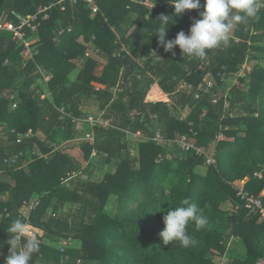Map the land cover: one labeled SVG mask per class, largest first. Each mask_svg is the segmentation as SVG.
Segmentation results:
<instances>
[{"label": "trees", "instance_id": "obj_1", "mask_svg": "<svg viewBox=\"0 0 264 264\" xmlns=\"http://www.w3.org/2000/svg\"><path fill=\"white\" fill-rule=\"evenodd\" d=\"M151 1L0 0L2 23L48 9L36 31L23 29L30 58L24 42L0 29V264L18 218L41 242L30 264H218L232 237L245 253L229 254V264H264V211L245 208L236 187L245 181L264 202V0L255 18L234 24L229 41L204 59L183 56L178 45L175 56L164 50L155 30L174 5ZM204 3L169 22L167 39L189 34ZM246 63L252 67L241 72ZM43 71L49 94L33 87ZM90 104L111 126L86 122L79 136ZM157 131L172 144L154 141ZM183 135L208 150L216 142L217 163L181 150ZM72 140L81 141L86 165L62 145ZM103 165L115 170L98 181ZM183 200L203 209L207 224L188 225L195 246L165 245L164 215ZM229 201L232 208L224 207ZM65 240L74 246L62 250Z\"/></svg>", "mask_w": 264, "mask_h": 264}, {"label": "clouds", "instance_id": "obj_2", "mask_svg": "<svg viewBox=\"0 0 264 264\" xmlns=\"http://www.w3.org/2000/svg\"><path fill=\"white\" fill-rule=\"evenodd\" d=\"M168 2L174 5V14L159 16V26L155 30L159 43L173 56L176 55L174 48L178 45L183 56L199 59L206 58L207 50L228 42L234 24L255 18L259 11L257 0H205L204 11L200 12L202 18L194 19L190 33L186 34L181 30L174 39H167L169 22L174 23L175 17L181 16L185 10L201 8V0H168ZM181 205L166 211L163 218L165 228L160 236L165 245L176 243L188 248L197 243L189 235L188 225L194 223L199 230L207 224V217L203 209L195 203L190 204L188 200H183ZM7 233L10 254L5 257L4 264H30L33 254L40 251L41 242L37 235L33 234L26 220L18 218L12 221Z\"/></svg>", "mask_w": 264, "mask_h": 264}, {"label": "built area", "instance_id": "obj_3", "mask_svg": "<svg viewBox=\"0 0 264 264\" xmlns=\"http://www.w3.org/2000/svg\"><path fill=\"white\" fill-rule=\"evenodd\" d=\"M90 2H92V0H90ZM144 3H146V4L150 5V6H154V4H153V2L151 0H144ZM46 10H48V9L45 8V9L37 12L36 14H33V15H31L29 17H26V18L20 17L19 24H16V23L11 22V21H5L3 23L0 21V29H6L8 31L13 32L14 39H16L17 41H21V42L25 43L26 49H25L24 54H25L26 57H32L33 53L31 51V48L28 45V40L24 39L23 29L28 27V28H31L33 31H36L38 29V27L40 26V21H39L40 13L41 12H46ZM94 10H96V8H94ZM44 18H48V15L46 14L44 16ZM87 55H89V53H87ZM211 85H212V83L210 82L208 84V86H211ZM196 96L198 97V95H196ZM15 106H16V104H14V107ZM229 107H230V103L227 101L226 109H228ZM61 112L63 113V116H65L66 113H65V110L63 108L61 109ZM91 115H94V114H91ZM91 115H89V117H87V119H84V121L90 123L91 126H95V125H98V124H101V125H104V126H111L110 120L103 119L101 116L96 117L95 115L94 116H91ZM90 116L92 118H90ZM222 128H221V130H222ZM225 129H227V127H225ZM29 132H32V130L29 131ZM193 133L195 135H197L198 132L194 131ZM86 138L87 139H91L92 138L91 134H87ZM130 138L131 139L134 138V139L137 140V138H141V134L140 133H131L130 134ZM224 138H225V134H224L223 131H221L217 135V139L218 140H223ZM152 139L154 141H156L158 144H172V142H173L171 140L165 139L163 134L160 131H157L155 133L154 137H152ZM176 143H178L180 148H181V150H183L185 152H189L191 150H194V151H196L197 154L204 155L207 165H215L217 163L216 158H214L212 156V153L209 154L207 152L206 148H204L203 146H198L195 143L194 139H193V141H191L189 139L188 135H183L178 140H176ZM11 161L14 162V163L16 162L15 159H11ZM5 162H8V159H5ZM255 174L256 175H260V172H256ZM236 187L238 189L237 196H239V198L242 200V202L244 203L245 208H247V209H249L251 211H254V210H263L264 211V202H263L261 197L255 195L254 193H250L248 190L245 189L244 185L238 184ZM25 207H27L28 210H30V209H32L33 204L32 203H26ZM24 210L22 212L23 213L22 215L23 216H27L28 215L27 209L25 208ZM1 216H2V214L0 212V220H1ZM73 244H74L73 241L65 240L63 242L64 247H63L62 250H65V249H67L69 247H72ZM218 264H222V263H218ZM257 264H263V262L262 261H258Z\"/></svg>", "mask_w": 264, "mask_h": 264}, {"label": "rangeland", "instance_id": "obj_4", "mask_svg": "<svg viewBox=\"0 0 264 264\" xmlns=\"http://www.w3.org/2000/svg\"><path fill=\"white\" fill-rule=\"evenodd\" d=\"M264 2V1H263ZM127 25V24H126ZM81 40H82V38H81ZM227 43V42H226ZM226 43H224V44H226ZM261 44H264V40L263 41H261ZM30 58V57H29ZM252 67V65L249 63H246V65H244L243 67H242V70H241V72H243L244 70H246V69H250ZM44 73H43V75H44V77L43 78H40L38 81H37V83L36 84H34V86L33 87H36V86H38V89H40V91L42 90V91H44V92H47V94H49L48 92H49V90H48V86H47V81L49 80V78H50V74H48V73H46L45 71H43ZM234 81V79L233 78H229V82H233ZM38 92H39V90H38ZM84 112L85 113H89V114H92V112H93V114L95 115L96 114V107L94 108L93 107V105H88V106H86V107H84ZM94 115H91V116H94ZM90 116V118H92ZM79 125H78V130L80 131V134H79V136H82V133H84V132H86V131H88V125L86 124V122L84 121V120H80L79 122ZM86 129V130H85ZM133 141H135L136 139H132ZM80 142L81 141H78V140H72V141H68V142H64L62 145H64V146H72L73 147V149H74V151H73V154L83 163V165H86V161H84V157H83V152H82V150H81V148H80V146H79V144H80ZM215 143L216 142H213L212 143V146H211V149H207V152L209 153V154H211V153H214V146H215ZM132 153H133V155H134V153H135V151L134 150H132ZM101 162V161H100ZM115 170V168L114 167H112V166H109V165H103V166H101V167H99L98 168V170H96V172L94 173V177L96 178V180H98V181H100L104 176H105V173L107 172V171H114ZM199 172H201L202 174L204 173L205 174V172H206V170H204V169H202V168H199ZM7 179H10L9 177H7ZM115 206H116V197H113L112 199H111V201L109 202V204H108V206H107V208H108V210H110V211H114V209H115ZM224 206V205H223ZM230 208H232V207H230ZM76 243V246H78L79 244L77 243V242H75ZM73 246H74V244H73ZM72 246V247H73ZM232 248V245L231 244H229V248H228V252H230L229 250ZM238 250V249H237ZM230 254V253H229ZM221 259V257H217L216 259L218 260V259ZM223 258V261H222V264H228V263H230V258L229 257H227V260H226V257L225 256H223L222 257Z\"/></svg>", "mask_w": 264, "mask_h": 264}, {"label": "crops", "instance_id": "obj_5", "mask_svg": "<svg viewBox=\"0 0 264 264\" xmlns=\"http://www.w3.org/2000/svg\"><path fill=\"white\" fill-rule=\"evenodd\" d=\"M204 169V168H202ZM205 170V169H204ZM248 178V177H247ZM245 181H238V184H241V185H244ZM224 207H228L230 208L231 207V203L230 201L229 202H226L223 204ZM232 245V248L229 250L230 252H227V254L225 255L226 257V260H227V257H229V253L230 254H233V255H236L238 256L239 258L243 257L244 255V243L241 241L240 238L238 237H232V239L230 240V243ZM238 249V250H237ZM220 257V256H219ZM223 257V256H222ZM221 257V259L219 258L218 260L215 259L217 262H220L222 263L223 261V258ZM230 258V257H229ZM229 264V263H228Z\"/></svg>", "mask_w": 264, "mask_h": 264}, {"label": "water", "instance_id": "obj_6", "mask_svg": "<svg viewBox=\"0 0 264 264\" xmlns=\"http://www.w3.org/2000/svg\"><path fill=\"white\" fill-rule=\"evenodd\" d=\"M122 63H123V65L126 66L127 63H128V58H124V59L122 60ZM123 73H124V72H122V75H123ZM122 87H123V83L121 82L120 85H119V88L122 89Z\"/></svg>", "mask_w": 264, "mask_h": 264}]
</instances>
